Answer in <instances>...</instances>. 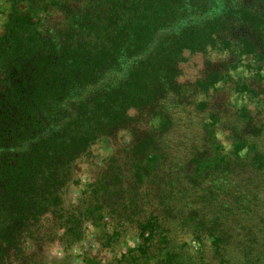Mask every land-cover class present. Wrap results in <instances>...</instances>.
<instances>
[{"label": "trees", "instance_id": "obj_1", "mask_svg": "<svg viewBox=\"0 0 264 264\" xmlns=\"http://www.w3.org/2000/svg\"><path fill=\"white\" fill-rule=\"evenodd\" d=\"M6 2L0 264H51L44 249L75 244L89 224L102 248L140 242L107 262L86 253L82 264H264V124L234 112L229 149L213 113L183 125L195 137H171L177 116L207 111L220 85L254 91L217 68L181 81L186 53L249 59L262 80L264 0ZM123 129L132 143H119L67 205L76 160Z\"/></svg>", "mask_w": 264, "mask_h": 264}, {"label": "rangeland", "instance_id": "obj_2", "mask_svg": "<svg viewBox=\"0 0 264 264\" xmlns=\"http://www.w3.org/2000/svg\"><path fill=\"white\" fill-rule=\"evenodd\" d=\"M25 8V5H23ZM9 5L6 0H0V31L7 20ZM187 60L183 63V75L181 81L193 82L198 77L208 73L210 69H219L224 73L230 74L234 78L247 79L248 84L254 91L251 92H234L230 88L220 85L218 90L210 93L209 109L204 113H198L196 107L190 106L192 114H180L177 116V123L180 126L173 132L172 136L180 137L191 130L193 137L197 134L194 129L186 130L183 125L188 122L198 124L201 120H210V114L213 113L221 122L216 127L217 136L223 142L224 146L229 149V136L231 130V121L233 114L237 110L247 108L252 112L254 124L262 126L264 124V68L262 70V80L254 76L257 71L251 66L249 59L238 60L234 54L221 50H211L207 54H189L186 53ZM254 93V94H253ZM204 97L200 95L195 97V101ZM192 100V99H191ZM133 141L131 130L123 129L114 136H104L92 143L89 150L76 160L72 167L70 179L65 187L64 199L67 205H76L84 186L92 180L94 175L104 166L108 157L114 152L116 146L130 145ZM46 221L50 216H45ZM99 230L92 225H86L84 237L70 246H63L53 243L44 249L43 255L51 264H82L86 253L98 255L103 262H107L120 252L127 251L129 248L136 247L140 240L136 237L129 236L119 242L114 249L102 248L98 232ZM188 244L193 252L198 251L196 242L188 238Z\"/></svg>", "mask_w": 264, "mask_h": 264}]
</instances>
